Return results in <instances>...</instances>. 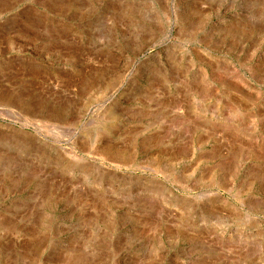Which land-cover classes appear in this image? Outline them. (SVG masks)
<instances>
[{
  "label": "rangeland",
  "instance_id": "rangeland-1",
  "mask_svg": "<svg viewBox=\"0 0 264 264\" xmlns=\"http://www.w3.org/2000/svg\"><path fill=\"white\" fill-rule=\"evenodd\" d=\"M0 264H264V0H0Z\"/></svg>",
  "mask_w": 264,
  "mask_h": 264
},
{
  "label": "bare ground",
  "instance_id": "bare-ground-1",
  "mask_svg": "<svg viewBox=\"0 0 264 264\" xmlns=\"http://www.w3.org/2000/svg\"><path fill=\"white\" fill-rule=\"evenodd\" d=\"M21 137V136H20ZM20 139V138H19ZM21 140H23V139H21ZM24 142V141H23Z\"/></svg>",
  "mask_w": 264,
  "mask_h": 264
}]
</instances>
